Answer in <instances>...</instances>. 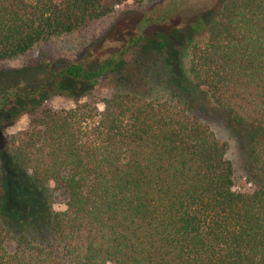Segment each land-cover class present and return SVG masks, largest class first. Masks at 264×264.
Listing matches in <instances>:
<instances>
[{"label": "trees", "instance_id": "obj_1", "mask_svg": "<svg viewBox=\"0 0 264 264\" xmlns=\"http://www.w3.org/2000/svg\"><path fill=\"white\" fill-rule=\"evenodd\" d=\"M126 1L0 0V70L63 37L97 41ZM175 4L96 65L57 62L0 93V109L31 102L22 113L74 102L0 125V264H264V0L167 23ZM102 79L99 108L82 98ZM203 106L241 135L251 192L233 189Z\"/></svg>", "mask_w": 264, "mask_h": 264}, {"label": "rangeland", "instance_id": "obj_2", "mask_svg": "<svg viewBox=\"0 0 264 264\" xmlns=\"http://www.w3.org/2000/svg\"><path fill=\"white\" fill-rule=\"evenodd\" d=\"M170 1L151 0V3L145 7L148 0H128L117 7L116 16L118 20L116 24L97 41L82 45L75 37H63L48 47L35 49L22 57L8 61L2 67L6 71L0 70V93L16 88L24 92L23 89H29L33 84L44 80L47 66L50 65L49 68H56L58 65L55 63L57 62L86 61L89 63V66L96 65V63L108 58L137 32L139 20L143 16L162 15ZM209 1L175 0V6L171 8L170 13L167 15L171 18L167 23L170 21L173 24L175 21L176 23H184L188 18L194 16L198 10L205 7ZM41 64L44 65L42 66ZM109 93L107 82L105 79H102L92 88L91 93L83 97L82 100L93 98L98 102L99 108H102L99 102L101 99L107 97ZM30 105L31 102H26L25 100H20L17 103L11 100L8 106L0 109V125H6L5 130L8 134H14L26 129L31 118L43 108L68 109L73 107L74 102L69 97L55 95L50 97L35 112H21ZM203 111L216 134L228 143L227 158L232 162L234 167L233 189L240 192H251L253 185L249 180V171L244 158V144L242 143L241 135L235 132L216 110L203 106ZM56 204L57 206H61L60 203ZM10 247H12V244H10Z\"/></svg>", "mask_w": 264, "mask_h": 264}]
</instances>
